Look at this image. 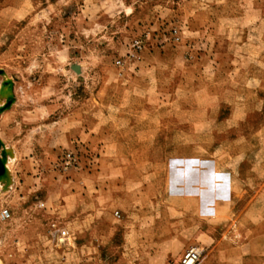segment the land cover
I'll use <instances>...</instances> for the list:
<instances>
[{
    "label": "rangeland",
    "instance_id": "1",
    "mask_svg": "<svg viewBox=\"0 0 264 264\" xmlns=\"http://www.w3.org/2000/svg\"><path fill=\"white\" fill-rule=\"evenodd\" d=\"M135 40L144 47L141 59L118 66ZM198 56H205L202 66L212 70L207 74L216 68L205 82L227 98L264 102V0H0V108L14 99L0 115V139L11 159L10 182L0 184V215L11 214L0 218V258L13 264H127L119 262L121 235L108 243L72 233L66 209L76 188H64L63 199L52 194L81 181L95 155L83 144L50 145L70 129V122L60 124L65 117L84 124L87 101L102 89L105 101L115 104L123 95L120 85L166 83L169 69L184 75ZM140 68L157 71L134 76ZM8 82L11 89L4 88ZM68 152L76 169H66ZM34 179L45 186L26 193L20 186L33 189ZM88 240L103 241L105 248L89 253L81 248Z\"/></svg>",
    "mask_w": 264,
    "mask_h": 264
},
{
    "label": "crops",
    "instance_id": "2",
    "mask_svg": "<svg viewBox=\"0 0 264 264\" xmlns=\"http://www.w3.org/2000/svg\"><path fill=\"white\" fill-rule=\"evenodd\" d=\"M204 58L184 75L169 69L166 83L120 85L115 104L102 89L87 101L84 124L65 117L60 124L70 129L50 145L83 144L95 155L81 181L52 194L63 199L64 188H76L66 209L72 233L108 243L121 235L119 262L181 264L199 248V264H264V102L232 100L207 84L216 68L207 74ZM156 71L140 68L134 76ZM33 182V189L20 187L45 186ZM101 244L80 247L96 253Z\"/></svg>",
    "mask_w": 264,
    "mask_h": 264
},
{
    "label": "built area",
    "instance_id": "3",
    "mask_svg": "<svg viewBox=\"0 0 264 264\" xmlns=\"http://www.w3.org/2000/svg\"><path fill=\"white\" fill-rule=\"evenodd\" d=\"M177 33H178L177 30H175L174 31V37L178 41L179 37H178ZM143 48H144L143 44L140 40L133 41L126 60H118L117 65L122 67L127 62L131 63V62L139 61L141 59V53L143 51ZM64 162H65L66 169H69V168H75L76 169L77 168L78 162H77V159H76L74 153H72V152H68L65 154ZM115 216L117 218H120V214L118 212L115 214ZM0 218L3 221H7L11 218V214L8 210H4V211H2ZM62 235L66 236V235H68V232L63 231ZM203 255H204L203 249L201 250L199 248H190L184 254V256L181 260V264H199ZM0 264H13V263L0 258Z\"/></svg>",
    "mask_w": 264,
    "mask_h": 264
},
{
    "label": "water",
    "instance_id": "4",
    "mask_svg": "<svg viewBox=\"0 0 264 264\" xmlns=\"http://www.w3.org/2000/svg\"><path fill=\"white\" fill-rule=\"evenodd\" d=\"M4 75V72H1ZM8 87L9 89L12 88L11 82H8L4 85V88ZM14 103V99L11 97L8 99L7 105L0 108V115L5 112L6 110L10 109L12 104ZM9 157V151L6 149L5 144L0 139V184L1 183H8L10 182V175L7 169V162Z\"/></svg>",
    "mask_w": 264,
    "mask_h": 264
},
{
    "label": "bare ground",
    "instance_id": "5",
    "mask_svg": "<svg viewBox=\"0 0 264 264\" xmlns=\"http://www.w3.org/2000/svg\"><path fill=\"white\" fill-rule=\"evenodd\" d=\"M9 89V88H8Z\"/></svg>",
    "mask_w": 264,
    "mask_h": 264
}]
</instances>
